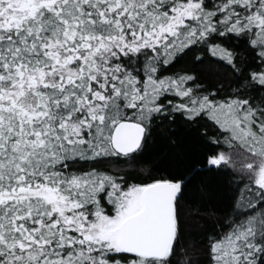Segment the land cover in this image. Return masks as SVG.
Segmentation results:
<instances>
[{"label": "snow or ice", "instance_id": "snow-or-ice-1", "mask_svg": "<svg viewBox=\"0 0 264 264\" xmlns=\"http://www.w3.org/2000/svg\"><path fill=\"white\" fill-rule=\"evenodd\" d=\"M177 120L230 193L200 241L206 186L129 182ZM0 264H264V0H0Z\"/></svg>", "mask_w": 264, "mask_h": 264}, {"label": "trees", "instance_id": "trees-1", "mask_svg": "<svg viewBox=\"0 0 264 264\" xmlns=\"http://www.w3.org/2000/svg\"><path fill=\"white\" fill-rule=\"evenodd\" d=\"M157 123L158 126L154 125L148 136L145 159L131 172L129 182L147 181L150 177L167 176L169 172H179L186 177L191 174L190 195L199 199L202 186H206L208 191L206 211L201 212L199 220H192L185 208L187 234L195 241L203 240L217 219V215L212 214L213 206L219 207L225 196L230 194L224 191V178L207 171V165L201 163L209 152L208 142L202 137L203 122L199 126L181 120Z\"/></svg>", "mask_w": 264, "mask_h": 264}]
</instances>
